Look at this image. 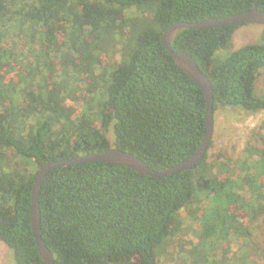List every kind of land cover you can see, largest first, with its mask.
I'll return each instance as SVG.
<instances>
[{
    "label": "trees",
    "instance_id": "1",
    "mask_svg": "<svg viewBox=\"0 0 264 264\" xmlns=\"http://www.w3.org/2000/svg\"><path fill=\"white\" fill-rule=\"evenodd\" d=\"M256 1L264 11V0H0V241L14 264H46L31 196L48 161L114 146L162 170L197 151L206 98L162 35L176 22L243 12ZM244 24L186 28L173 40L211 79L214 116L219 107L264 110V92H256L264 25L259 42L235 49ZM212 145L199 164L160 177L104 161L49 171L41 233L54 264H167L189 230L196 241L180 264H264L254 232L264 214V148H256L255 171L242 162V176L229 158L210 160ZM233 238L237 250L222 251Z\"/></svg>",
    "mask_w": 264,
    "mask_h": 264
},
{
    "label": "water",
    "instance_id": "2",
    "mask_svg": "<svg viewBox=\"0 0 264 264\" xmlns=\"http://www.w3.org/2000/svg\"><path fill=\"white\" fill-rule=\"evenodd\" d=\"M235 23H256L264 25V11L259 10L258 3L246 11L224 16L209 18L202 21H179L167 28L162 35V42L174 58L175 63L181 67L203 90L206 98V133L202 144L197 151L186 160L162 170L153 169L145 160L134 153L110 147L84 155H77L64 159H52L41 166L36 173L32 188L31 222L38 249L46 264H54V255L47 246L41 233V208L40 195L43 183L49 171L57 166L86 163L91 161H104L130 167L140 173L160 177L190 169L202 162L214 137V90L211 79L205 74L194 57L186 51H177L173 47V40L179 32L186 28L204 29Z\"/></svg>",
    "mask_w": 264,
    "mask_h": 264
},
{
    "label": "rangeland",
    "instance_id": "3",
    "mask_svg": "<svg viewBox=\"0 0 264 264\" xmlns=\"http://www.w3.org/2000/svg\"><path fill=\"white\" fill-rule=\"evenodd\" d=\"M262 30V24L249 23L242 25L234 34V48L238 49L248 43L259 42ZM228 52L222 51L221 56L226 57ZM119 58L120 55L118 56ZM257 90L259 93L264 92V71L257 80L256 92ZM214 117L213 145L209 150L210 160L220 155L222 159L229 158L235 169L239 167L243 169L240 174L243 176L248 170L243 167L242 162L247 159L248 163L253 166L252 171H255V165L261 164L260 153L256 148H264V110L256 113H247L238 107H219ZM109 136L111 139L114 138L112 132H110ZM246 190H248L247 186L241 191L246 196L252 195L250 191ZM254 232L258 240L264 243V214L254 223ZM194 241H196V237L190 230L178 236L171 247L174 252L173 256L165 258L164 261L167 264H180V257L185 256L183 248H190L191 243ZM239 244L240 242L233 238L231 243L223 242V247L221 246L220 248L222 251L230 248L234 252ZM14 263L13 250L6 243L0 241V264Z\"/></svg>",
    "mask_w": 264,
    "mask_h": 264
}]
</instances>
